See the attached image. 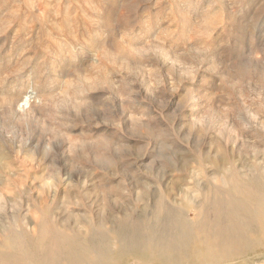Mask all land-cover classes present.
Wrapping results in <instances>:
<instances>
[{
    "label": "rangeland",
    "instance_id": "1",
    "mask_svg": "<svg viewBox=\"0 0 264 264\" xmlns=\"http://www.w3.org/2000/svg\"><path fill=\"white\" fill-rule=\"evenodd\" d=\"M257 176L264 0H0V240L50 210L104 221L103 264H264V232L234 257L117 239L143 215L162 230L167 207L212 225Z\"/></svg>",
    "mask_w": 264,
    "mask_h": 264
},
{
    "label": "bare ground",
    "instance_id": "2",
    "mask_svg": "<svg viewBox=\"0 0 264 264\" xmlns=\"http://www.w3.org/2000/svg\"><path fill=\"white\" fill-rule=\"evenodd\" d=\"M213 207L214 223L210 225L212 211L202 209L197 227L183 221L171 207L166 208L167 220L162 230L146 221L144 215L139 216L134 226L120 232L118 242L123 247L173 256L176 251L186 253L192 244L201 241L213 250L229 251L228 255L234 257L242 250V244L256 241L254 238L264 232V178L238 181L228 198H216ZM57 215L45 211L34 234L24 228L2 227L0 264H103L110 257L112 245L103 231V220L82 225ZM83 227L87 228L88 236L81 233ZM203 236L211 241L200 239Z\"/></svg>",
    "mask_w": 264,
    "mask_h": 264
}]
</instances>
